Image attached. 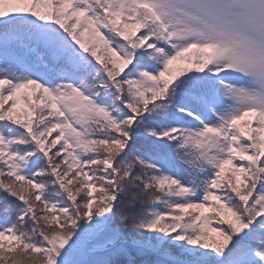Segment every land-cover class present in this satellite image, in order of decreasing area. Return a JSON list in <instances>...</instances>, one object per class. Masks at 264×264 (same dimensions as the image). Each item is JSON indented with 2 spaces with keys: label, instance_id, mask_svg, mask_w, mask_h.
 <instances>
[{
  "label": "snow or ice",
  "instance_id": "snow-or-ice-1",
  "mask_svg": "<svg viewBox=\"0 0 264 264\" xmlns=\"http://www.w3.org/2000/svg\"><path fill=\"white\" fill-rule=\"evenodd\" d=\"M0 264H264V0H0Z\"/></svg>",
  "mask_w": 264,
  "mask_h": 264
}]
</instances>
